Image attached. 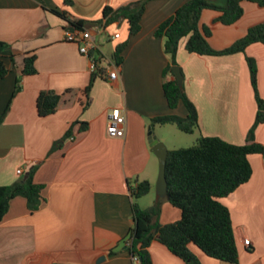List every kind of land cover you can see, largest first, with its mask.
<instances>
[{
  "label": "crops",
  "instance_id": "0c3cea01",
  "mask_svg": "<svg viewBox=\"0 0 264 264\" xmlns=\"http://www.w3.org/2000/svg\"><path fill=\"white\" fill-rule=\"evenodd\" d=\"M138 0H0V60L7 74L0 79V187L23 178L36 166L35 184L44 187L41 208L30 213L23 198L10 202L0 221V264H134L123 240L133 227L131 190L142 181L150 192L137 204L146 209L159 204L156 221L161 225L180 219V211L166 198L156 201L158 159L148 142H163L164 126H151L155 117H185L180 103L170 110L163 93V71L171 61L165 53V38L155 37L157 28L188 0H151L145 6L140 31L128 33L125 20L105 26L103 11H114ZM223 7L227 0H206ZM243 16L224 26L219 13L203 10L200 25L211 30L209 45L223 50L246 31L264 21V8L242 3ZM66 14V19L51 12ZM81 21L83 29L104 25L94 41L108 58L116 45L126 43L118 77L108 81L92 74L78 45L65 40L66 31ZM119 34V39L111 36ZM183 39L176 62L183 76V89L198 115L196 140L217 137L243 145L254 124L256 101L246 57L257 65V89L264 100V45L252 44L244 53L199 56L185 51ZM109 46V48H108ZM35 55L36 74H22L25 57ZM167 78L171 79L168 74ZM18 85V92L13 95ZM60 96L55 112L37 114L40 93ZM120 109L126 119L122 139L108 137L107 116ZM81 124H86L84 131ZM70 131L71 136L64 139ZM264 144V123L254 132ZM168 151L169 150L167 148ZM249 181L220 199L230 214L238 251L236 264H264V160L249 157ZM21 171V174L17 172ZM248 239L250 246L243 241ZM111 249L117 254L108 256ZM191 252L200 264H229L207 257L194 246ZM152 264H186L154 241L149 246ZM104 260L100 261V258Z\"/></svg>",
  "mask_w": 264,
  "mask_h": 264
},
{
  "label": "trees",
  "instance_id": "16d2710c",
  "mask_svg": "<svg viewBox=\"0 0 264 264\" xmlns=\"http://www.w3.org/2000/svg\"><path fill=\"white\" fill-rule=\"evenodd\" d=\"M149 1L151 0H138L116 11L105 8L103 11L105 26L118 20H125L129 35H136L140 31L141 18ZM243 2L264 8V0H227L223 7L210 4L206 0H188L157 28L155 37L165 38L164 50L171 57L170 63L163 71L162 88L167 106L170 110H175L182 103L187 115L155 117L151 120L152 127L175 125L185 134H193L198 129L197 110L186 96L183 87L178 86L172 73V67L178 66L176 56L183 39H187L185 51L199 56H228L244 53L252 44L264 45V21L250 27L241 39L223 50H214L209 45L211 30L205 25H200L201 12L206 9L216 11L219 15L215 22L230 26L243 16ZM51 12L66 19L65 13L55 10ZM73 26L75 29H82L84 23L79 21ZM0 46L4 44L0 43ZM125 47L126 43L116 45L111 55L117 66L122 64ZM34 63L35 55L25 57L22 69L24 76L36 74ZM246 63L257 111L245 144L233 145L217 137L200 136L191 147L168 151L165 168L166 199L171 206L180 211V219L172 224L161 225L156 221L160 213L159 204L146 209L139 207L137 201L151 190L149 182H139L131 190L134 224L123 240V245L124 250L131 256H136L141 264H152L148 249L154 241L165 246L171 254L186 264H200L191 252L190 246H194L209 258L229 264L237 263L238 251L230 214L220 199L229 196L249 181L252 174L250 156L259 155L264 160V144L256 143L254 140L256 128L264 123V100L258 94L256 61L246 57ZM6 74L7 68L0 60V79ZM168 74L171 75V79L167 78ZM95 77L94 74L90 84L84 89L88 102ZM18 90L19 87L16 85L13 95ZM59 102L58 95L40 93L36 101L38 116L46 117L53 114ZM8 109L9 106L0 122ZM85 125L81 124L83 131ZM70 136L71 132L68 131L64 139ZM36 168L33 166L29 169L25 180L20 178L11 185L0 187V221L7 214L10 202L18 197L25 199L27 210L31 214L41 208L45 201L44 187L33 181ZM116 254V249H111L108 256Z\"/></svg>",
  "mask_w": 264,
  "mask_h": 264
},
{
  "label": "built area",
  "instance_id": "2783aa9c",
  "mask_svg": "<svg viewBox=\"0 0 264 264\" xmlns=\"http://www.w3.org/2000/svg\"><path fill=\"white\" fill-rule=\"evenodd\" d=\"M104 25H94L90 29H74L66 31L65 40L69 43L78 45V51L87 58L89 62V71L97 76L104 77L112 82L118 77V66L111 58H108L100 51V48L94 41L93 35H101L104 32ZM112 40L119 39V34L111 36ZM126 119L120 109H112L107 116L106 132L108 137L113 139H122L125 136ZM21 174V171L17 172ZM245 247L250 246L248 239L243 241ZM134 264H141L136 256H131Z\"/></svg>",
  "mask_w": 264,
  "mask_h": 264
},
{
  "label": "water",
  "instance_id": "95a60500",
  "mask_svg": "<svg viewBox=\"0 0 264 264\" xmlns=\"http://www.w3.org/2000/svg\"><path fill=\"white\" fill-rule=\"evenodd\" d=\"M172 73L177 81L178 86L181 88L183 87V76L178 66L172 67ZM148 142L151 146L152 152L158 159V178L156 182L155 192H156V201L166 198L167 195V181L165 177V168H166V161L168 157V150L166 146L153 139L151 129H148ZM28 177V173L25 174L23 180ZM104 260V257L100 258V261Z\"/></svg>",
  "mask_w": 264,
  "mask_h": 264
},
{
  "label": "rangeland",
  "instance_id": "374dc122",
  "mask_svg": "<svg viewBox=\"0 0 264 264\" xmlns=\"http://www.w3.org/2000/svg\"><path fill=\"white\" fill-rule=\"evenodd\" d=\"M109 48V46H108ZM161 136L164 137L163 143L169 150H177L181 148H188L194 145L196 142L197 134H185L177 129L175 125H167L161 130ZM156 198L153 194L148 196L149 199Z\"/></svg>",
  "mask_w": 264,
  "mask_h": 264
}]
</instances>
